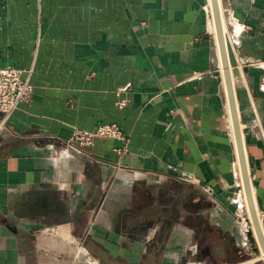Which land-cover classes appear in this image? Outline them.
Listing matches in <instances>:
<instances>
[{
	"label": "crops",
	"instance_id": "0c3cea01",
	"mask_svg": "<svg viewBox=\"0 0 264 264\" xmlns=\"http://www.w3.org/2000/svg\"><path fill=\"white\" fill-rule=\"evenodd\" d=\"M210 2L0 0V66L34 86L0 113V264H259ZM221 3L262 222L264 0ZM101 123L127 153L66 147Z\"/></svg>",
	"mask_w": 264,
	"mask_h": 264
},
{
	"label": "built area",
	"instance_id": "2783aa9c",
	"mask_svg": "<svg viewBox=\"0 0 264 264\" xmlns=\"http://www.w3.org/2000/svg\"><path fill=\"white\" fill-rule=\"evenodd\" d=\"M209 19H213V11L210 4L206 6ZM234 44H241L237 36L233 37ZM23 68L13 65L0 66V113L4 120L10 117L21 102H30L34 96V86L27 78L22 77ZM130 88V85L121 87L119 92ZM128 99L117 101L119 107H124ZM99 137L112 138L120 142L114 147V152L121 157L128 152L130 141L129 134L117 123H101L95 130L75 128L70 138L66 139V147L81 155L90 156V149Z\"/></svg>",
	"mask_w": 264,
	"mask_h": 264
},
{
	"label": "water",
	"instance_id": "95a60500",
	"mask_svg": "<svg viewBox=\"0 0 264 264\" xmlns=\"http://www.w3.org/2000/svg\"><path fill=\"white\" fill-rule=\"evenodd\" d=\"M211 1H212L213 12H214V16H215L216 24H217L218 43H219L220 53L222 57L224 79H225V84H226L229 101H230L232 121L234 125L236 142H237L238 150H239L242 178H243L244 189H245L246 198L248 202L249 213L251 217L252 226L255 229L257 240L264 254V230H263L264 219H262V222L260 221V214L258 212V208L256 206V202L254 199L251 177H250L249 166H248V159H247L245 144H244V136H243V132L241 128L240 116H239L237 100H236V93H235L234 76H237L239 74V69L237 67L232 68L229 63L228 43L226 39V33L223 31V28H222L218 0H211ZM248 236H249L251 243L253 244V248L257 249L256 238L254 237V233L251 228L248 229Z\"/></svg>",
	"mask_w": 264,
	"mask_h": 264
},
{
	"label": "bare ground",
	"instance_id": "6f19581e",
	"mask_svg": "<svg viewBox=\"0 0 264 264\" xmlns=\"http://www.w3.org/2000/svg\"><path fill=\"white\" fill-rule=\"evenodd\" d=\"M210 4H212V1L210 2ZM218 6H219V8H220V18H221V23H222V28H223V31L225 32V30H226V25H225V23H224V20H223V9H222V3H221V0H218ZM213 8V7H212ZM214 13V12H213ZM214 19H215V16H214V18H213V20H212V25H213V29L215 30V31H217V24H216V19H215V21H214ZM217 36H218V31H217ZM260 221H261V219H260ZM250 228L253 230V233H254V237L256 238V233H255V229H254V227L253 226H250ZM260 245V244H259ZM256 246H258L257 245V241H256ZM264 255V254H263Z\"/></svg>",
	"mask_w": 264,
	"mask_h": 264
},
{
	"label": "rangeland",
	"instance_id": "374dc122",
	"mask_svg": "<svg viewBox=\"0 0 264 264\" xmlns=\"http://www.w3.org/2000/svg\"><path fill=\"white\" fill-rule=\"evenodd\" d=\"M250 225L252 226V222H250ZM257 249H253L252 254L249 256L251 259H256L259 264H264V259L259 258L261 254V250L258 246H256Z\"/></svg>",
	"mask_w": 264,
	"mask_h": 264
}]
</instances>
